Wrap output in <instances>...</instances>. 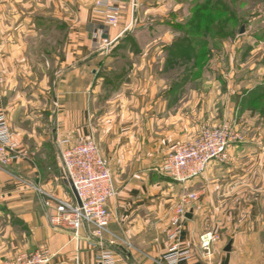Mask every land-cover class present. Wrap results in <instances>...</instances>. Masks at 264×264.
Wrapping results in <instances>:
<instances>
[{
  "label": "crops",
  "instance_id": "crops-1",
  "mask_svg": "<svg viewBox=\"0 0 264 264\" xmlns=\"http://www.w3.org/2000/svg\"><path fill=\"white\" fill-rule=\"evenodd\" d=\"M97 1L0 0V71L6 81L0 114L20 152L12 168L0 170V264L42 245L55 255L52 264H99L102 251L112 252L116 264H164L170 217L190 193L199 199L184 223L181 248L191 258L182 264H264V111L251 96L264 87V64L253 60L264 42L255 35L221 42V54L211 50L204 66L202 90L192 76L158 79L168 69L170 48L183 39L176 25L188 21L190 4L122 0L120 25L109 28L94 10ZM44 32L55 34L56 48H39ZM147 36L160 42L149 58L167 53L166 65L131 62L126 75L112 71L111 64L123 58L142 61L148 46L126 49ZM102 38L112 43L108 50ZM38 55L52 58L53 81L33 79L32 73L51 65H38ZM220 56L227 68L217 66ZM154 68L155 78L148 76ZM38 88L39 96L25 93ZM232 121L243 141L231 146L228 164L213 162L203 176L186 182L156 172L178 141L194 139L204 124ZM89 139L98 143L117 190L102 240L92 227L77 235L54 228L53 211L44 204V193L74 199L61 142ZM207 232L220 235L210 257L200 246Z\"/></svg>",
  "mask_w": 264,
  "mask_h": 264
},
{
  "label": "built area",
  "instance_id": "built-area-1",
  "mask_svg": "<svg viewBox=\"0 0 264 264\" xmlns=\"http://www.w3.org/2000/svg\"><path fill=\"white\" fill-rule=\"evenodd\" d=\"M94 10L104 17L107 27H119L123 13L122 0H98ZM102 43L106 50L112 44L108 38H102ZM5 84L0 71V90ZM242 141L243 137L233 122L219 126L204 124L194 139L178 141L173 152L156 171L175 182L201 177L213 162L228 164L231 146ZM61 147L65 179L72 193L73 189L77 192L81 204L75 195L73 200H63L44 193V204L53 211L51 225L59 230L72 231L75 235L85 227H92L94 237L102 240L113 218L108 204L117 195L113 173L95 139L79 143L64 140ZM19 158V147L13 140L8 119L0 114V170L8 171ZM198 199L196 193L186 194L174 208L166 232L170 247L163 257L164 264H182L190 260L191 253L181 248V236L188 213ZM219 240L220 235L215 232L201 236L200 246L207 257L211 256L213 245ZM54 257L50 248L42 245L35 251L17 253L4 264H52ZM97 260L99 264H116L110 251H102Z\"/></svg>",
  "mask_w": 264,
  "mask_h": 264
},
{
  "label": "rangeland",
  "instance_id": "rangeland-1",
  "mask_svg": "<svg viewBox=\"0 0 264 264\" xmlns=\"http://www.w3.org/2000/svg\"><path fill=\"white\" fill-rule=\"evenodd\" d=\"M177 2H181L183 0H176ZM185 1V0H184ZM189 2V0H187ZM187 1L185 2H181L184 4H189ZM217 1V0H215ZM220 2H222V10L228 8L230 11H234L235 12V19L233 21L232 24V31L230 29V32L234 33L228 40H226V42H232L236 37L242 36V35H259V40L264 42V0H220ZM222 10H220L219 13H216V15H213V18H220L223 20H226L227 17L229 15L226 14H222ZM208 16V15H207ZM219 29V28H218ZM242 29H244L243 34H241ZM46 30V29H45ZM215 32V30H214ZM45 34H43V39L41 41H38V46L39 48L43 47L46 45V47L48 48H56L55 42H54V38H55V34L52 33H47L44 32ZM215 41V40H214ZM154 41L151 40L148 36L144 37L139 43L137 44H130L129 47L126 50H129L133 53H135L136 51H138V49L140 47L142 48H147L145 49V57H142V61H138V59H136L135 57L132 58V60L129 59V57L127 58H123L119 61L113 62L111 64L112 67V71H116L119 73L121 72V74H125L128 71V68L131 67V62L135 63V64H142L144 66H159L161 63H163V65H166V55H161L158 58V55L154 56L153 58H149L151 52L155 49L157 50L158 47H160V42L159 43H153ZM154 44V45H153ZM263 49L261 51V54L263 52V54L261 55H256L255 56V63L259 64H264V46H262ZM40 50V49H39ZM160 51V49H159ZM158 51V52H159ZM213 54H221V47L220 45H218V47H213L212 48ZM243 59L247 58L248 60V55H242ZM250 57V55H249ZM154 60V61H151ZM35 61H37L38 65L44 67L46 66V63L51 64V60L52 58H47L44 56H35L34 58ZM234 66H236V62L237 60H234ZM241 61L240 59H238V62ZM201 63L203 64V66H201L202 68H200L199 70L196 71V73L194 74V81L196 82L194 86H196L198 89L201 88L202 90V81L203 79H205V75H204V66L206 64H208V60L206 61H201ZM217 66H222L223 68H227V64L228 61H226V58L224 59L222 56H220L218 58L217 61ZM178 68L176 69H172L170 67H166V70L164 73L159 74V78L158 79H163V80H167V81H173V80H178V79H182V77L184 76L183 71L185 70V63L183 62H179L178 63ZM43 70V71H42ZM156 69L154 68L153 72L146 74L144 72V75H148L151 76L153 75L154 78L156 77L157 73H156ZM57 73L55 72V65L51 64L48 67H46V70L44 71L43 69H38V71H35L34 73H32V77L35 80H38L40 82H44L43 80L48 77V79L51 81H53L56 77ZM126 75V74H125ZM114 76V75H113ZM157 79V78H156ZM193 80V79H192ZM193 87V86H192ZM40 91H43L42 89L38 88L36 89V91L34 90H25V93L27 95H33L34 92H37V95L39 96ZM29 92L31 94H29ZM36 94V93H35ZM38 110H41L43 108H45L44 105H37ZM233 123H235L237 125V123L235 121H232ZM224 124V123H222ZM220 124V125H222ZM209 125V124H208ZM212 125V124H211ZM212 126H216V125H212ZM219 126V125H217ZM202 127V126H201ZM201 129V128H200ZM200 131V130H199ZM199 133V132H198ZM157 172V171H156ZM158 174V173H157Z\"/></svg>",
  "mask_w": 264,
  "mask_h": 264
},
{
  "label": "trees",
  "instance_id": "trees-1",
  "mask_svg": "<svg viewBox=\"0 0 264 264\" xmlns=\"http://www.w3.org/2000/svg\"><path fill=\"white\" fill-rule=\"evenodd\" d=\"M188 3L191 5L188 21L185 24L176 25L177 29L183 33V39L170 48L168 60V67L174 69L179 67V62L185 63L181 81L188 80L191 76L194 78L196 71L203 66L201 61L210 59L212 48L218 47L221 42L228 40L234 34L230 32V29L236 18L234 11L228 8L222 10L220 0H189ZM220 10L223 11L222 14L229 15L226 20L216 16L213 18V15ZM255 36L259 37L257 34ZM254 94V98L260 103L257 110L264 111V87L252 93L251 96Z\"/></svg>",
  "mask_w": 264,
  "mask_h": 264
},
{
  "label": "water",
  "instance_id": "water-1",
  "mask_svg": "<svg viewBox=\"0 0 264 264\" xmlns=\"http://www.w3.org/2000/svg\"><path fill=\"white\" fill-rule=\"evenodd\" d=\"M243 32H244V29H242L241 34H243ZM73 193H74V195H75V197H76L78 203L81 204V202H80V200H79V198H78L77 192H76L74 189H73Z\"/></svg>",
  "mask_w": 264,
  "mask_h": 264
}]
</instances>
